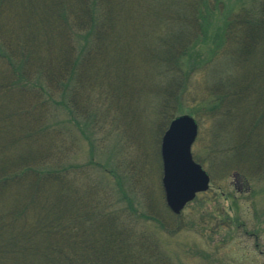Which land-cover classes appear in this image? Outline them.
<instances>
[{"label":"trees","instance_id":"trees-1","mask_svg":"<svg viewBox=\"0 0 264 264\" xmlns=\"http://www.w3.org/2000/svg\"><path fill=\"white\" fill-rule=\"evenodd\" d=\"M201 1L0 0V264L157 259H147L124 228L125 218L135 216L114 199H98L91 181H77L80 167L66 163L70 127L49 119L55 107L78 127V119L107 117L111 105L126 109L135 91L155 88L156 112L171 121L195 71L182 68L185 59L204 56L206 65L215 57L217 91L198 103L214 124L247 123L248 137L232 145L234 169H242L240 157H250L264 179V0L223 16L211 57L198 36L209 27L204 13L212 17L221 3L207 0L209 9ZM218 148L211 159L229 166V152Z\"/></svg>","mask_w":264,"mask_h":264},{"label":"rangeland","instance_id":"rangeland-1","mask_svg":"<svg viewBox=\"0 0 264 264\" xmlns=\"http://www.w3.org/2000/svg\"><path fill=\"white\" fill-rule=\"evenodd\" d=\"M219 2L212 17L206 18L204 13L209 27L204 35L201 32L198 36L200 41L204 40L200 48L203 46L210 57L215 54L211 52L213 35L227 20L223 16L229 17L242 7H249L252 0ZM201 3L209 6L207 0ZM202 58L197 62L187 59L181 62L185 71H195L181 91L175 117L190 115L196 120L198 134L191 152L210 177V183L209 189L198 193L179 215L168 208L162 186L161 140L175 117L166 122L157 114L158 87L159 90L151 91L147 88L151 95L147 90L135 91L129 109L111 105L106 110L107 117L96 108L93 112H101L102 117L78 119V127L54 107L55 114L49 123L58 119L70 127L65 143L66 163L72 168L80 167L76 171L77 181L81 184L91 181L97 187L98 199H114L124 214L135 216L125 218L124 228L132 230L147 259L157 257L147 260L149 264H264V179H258L260 174L256 176V169H252L256 161L252 158L240 157L237 164L242 169L237 171L232 160L236 149L232 145H241V139L248 137L249 128L243 119L233 125L231 120L214 124V119L207 116L206 104L198 103L199 97L212 99L209 92L217 91L218 80L213 76L219 71V68L215 70L218 67L215 57L206 65L202 64ZM228 77L224 78L228 80ZM56 100L59 98H55L54 105ZM237 114L234 113V118ZM215 145L219 147L217 150L229 152L232 160L229 166L227 162L211 159Z\"/></svg>","mask_w":264,"mask_h":264},{"label":"water","instance_id":"water-1","mask_svg":"<svg viewBox=\"0 0 264 264\" xmlns=\"http://www.w3.org/2000/svg\"><path fill=\"white\" fill-rule=\"evenodd\" d=\"M198 125L190 115L175 117L162 136V186L168 208L179 215L198 193L209 189L210 177L192 156Z\"/></svg>","mask_w":264,"mask_h":264}]
</instances>
